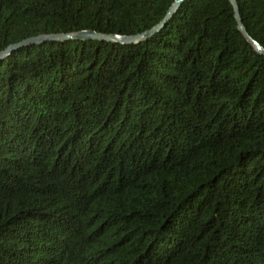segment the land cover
<instances>
[{"label": "trees", "instance_id": "obj_1", "mask_svg": "<svg viewBox=\"0 0 264 264\" xmlns=\"http://www.w3.org/2000/svg\"><path fill=\"white\" fill-rule=\"evenodd\" d=\"M171 1L0 0V50ZM235 1L264 47V0ZM0 264H264V56L228 0L0 57Z\"/></svg>", "mask_w": 264, "mask_h": 264}, {"label": "water", "instance_id": "obj_2", "mask_svg": "<svg viewBox=\"0 0 264 264\" xmlns=\"http://www.w3.org/2000/svg\"><path fill=\"white\" fill-rule=\"evenodd\" d=\"M181 1L182 0H172L170 2V4L168 5L167 9L165 10L162 18L157 23H155L151 27H149L145 30L139 31V32H135V33L128 34V35H118V34H114V33L103 34V33L95 32L94 30L83 29V30H79V31H75V32L37 34V35L22 39L18 42L11 43V44L7 45L6 47H4L3 49L0 50V57L7 54L12 49H14L18 46H22V45H26V44H30V43L41 42V41L46 40V39L56 40V39H64V38H99V39L114 40V41H119V42L137 41V40L151 34L155 30H157L159 28V26H161L163 24V22L177 8V6L179 5V3ZM228 1L232 7L233 17H234L235 22H236V28L241 32V34L245 37V39H247L248 41H250L253 44L256 51L264 56V47L247 33L244 25L242 24L241 19H240V15L238 13L236 1L235 0H228Z\"/></svg>", "mask_w": 264, "mask_h": 264}]
</instances>
